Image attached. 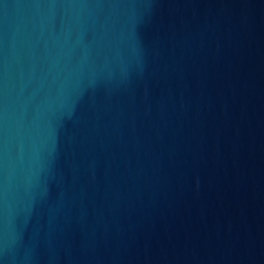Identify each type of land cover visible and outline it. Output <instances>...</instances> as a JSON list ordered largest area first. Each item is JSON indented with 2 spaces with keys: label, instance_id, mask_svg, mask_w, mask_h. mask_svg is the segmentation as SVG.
<instances>
[{
  "label": "water",
  "instance_id": "obj_1",
  "mask_svg": "<svg viewBox=\"0 0 264 264\" xmlns=\"http://www.w3.org/2000/svg\"><path fill=\"white\" fill-rule=\"evenodd\" d=\"M0 264H264V0H0Z\"/></svg>",
  "mask_w": 264,
  "mask_h": 264
}]
</instances>
